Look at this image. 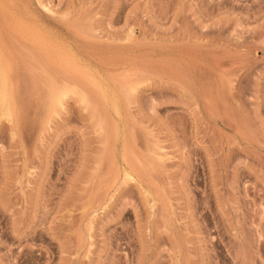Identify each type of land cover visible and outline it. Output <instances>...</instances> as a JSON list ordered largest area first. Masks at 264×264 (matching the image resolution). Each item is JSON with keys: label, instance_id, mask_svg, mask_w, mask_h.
<instances>
[{"label": "rangeland", "instance_id": "rangeland-1", "mask_svg": "<svg viewBox=\"0 0 264 264\" xmlns=\"http://www.w3.org/2000/svg\"><path fill=\"white\" fill-rule=\"evenodd\" d=\"M0 62V264H264V0H0Z\"/></svg>", "mask_w": 264, "mask_h": 264}, {"label": "bare ground", "instance_id": "bare-ground-1", "mask_svg": "<svg viewBox=\"0 0 264 264\" xmlns=\"http://www.w3.org/2000/svg\"><path fill=\"white\" fill-rule=\"evenodd\" d=\"M0 63H1V62H0ZM1 65H2V64H1ZM1 65H0V67H1ZM0 69H1V68H0ZM0 74H2V73H0ZM1 78H2V77H1ZM1 82L3 83V81H1ZM1 82H0V84H1ZM0 86H1V85H0ZM2 87H3V84H2ZM0 88H1V87H0ZM6 88H7V87H6ZM3 89H4V87H3ZM1 91H4V93H5V89L2 90V88H1V89H0V92H1ZM7 92H8V91H7ZM2 94H3V93H2ZM2 94H1V95H2ZM6 94H7V93H6ZM5 96H6V95H5ZM5 96L3 95V97H5ZM3 97H2V98H3ZM0 99H1V98H0ZM4 99L7 100L6 97H5ZM4 99H3V100H4ZM3 103H4V102H3ZM5 103H6V102H5ZM5 103H4V104H5Z\"/></svg>", "mask_w": 264, "mask_h": 264}]
</instances>
